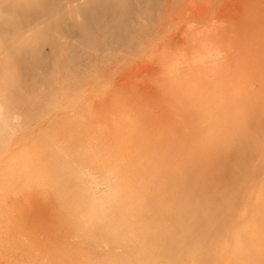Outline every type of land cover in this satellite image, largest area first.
Instances as JSON below:
<instances>
[{
	"label": "rangeland",
	"instance_id": "374dc122",
	"mask_svg": "<svg viewBox=\"0 0 264 264\" xmlns=\"http://www.w3.org/2000/svg\"><path fill=\"white\" fill-rule=\"evenodd\" d=\"M0 264H264V0H0Z\"/></svg>",
	"mask_w": 264,
	"mask_h": 264
},
{
	"label": "bare ground",
	"instance_id": "6f19581e",
	"mask_svg": "<svg viewBox=\"0 0 264 264\" xmlns=\"http://www.w3.org/2000/svg\"><path fill=\"white\" fill-rule=\"evenodd\" d=\"M200 12H201V11H200ZM195 13H196V12H195ZM202 13H203V12H202ZM168 17H169V16H168ZM21 216H22V215H21ZM20 219H21V218H20ZM23 222H24V221H23ZM21 231H22V229H21ZM21 231H20V232H21ZM19 235H21V234H19ZM23 235H24V234H23ZM23 235H22V237H23ZM19 244H20V243H19ZM21 246H22V244H21Z\"/></svg>",
	"mask_w": 264,
	"mask_h": 264
}]
</instances>
